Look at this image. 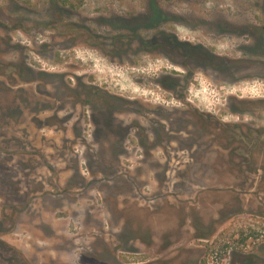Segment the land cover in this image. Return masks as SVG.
Wrapping results in <instances>:
<instances>
[{"label":"rangeland","instance_id":"374dc122","mask_svg":"<svg viewBox=\"0 0 264 264\" xmlns=\"http://www.w3.org/2000/svg\"><path fill=\"white\" fill-rule=\"evenodd\" d=\"M263 99L264 0H0V264H264Z\"/></svg>","mask_w":264,"mask_h":264},{"label":"flooded vegetation","instance_id":"af4514ba","mask_svg":"<svg viewBox=\"0 0 264 264\" xmlns=\"http://www.w3.org/2000/svg\"><path fill=\"white\" fill-rule=\"evenodd\" d=\"M186 100V99H185ZM260 102L262 103V105L264 106V99L263 100H260ZM184 104H186L185 102H184ZM196 112V111H195ZM201 116V115H200ZM42 126H44V125H41V127ZM82 131H84V129H82ZM127 131L128 130H126V131H124V133L126 134V135H128V133H127ZM153 137H155V131L154 130H151L150 132H149ZM136 134H133L132 133V138L135 140V139H137V136H135ZM120 142H122V141H120Z\"/></svg>","mask_w":264,"mask_h":264},{"label":"trees","instance_id":"16d2710c","mask_svg":"<svg viewBox=\"0 0 264 264\" xmlns=\"http://www.w3.org/2000/svg\"><path fill=\"white\" fill-rule=\"evenodd\" d=\"M203 238V237H202Z\"/></svg>","mask_w":264,"mask_h":264}]
</instances>
